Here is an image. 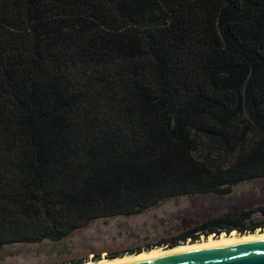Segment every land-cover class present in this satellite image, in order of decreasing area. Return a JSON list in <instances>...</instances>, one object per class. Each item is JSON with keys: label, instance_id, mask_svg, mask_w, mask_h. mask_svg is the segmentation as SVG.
Here are the masks:
<instances>
[{"label": "trees", "instance_id": "obj_1", "mask_svg": "<svg viewBox=\"0 0 264 264\" xmlns=\"http://www.w3.org/2000/svg\"><path fill=\"white\" fill-rule=\"evenodd\" d=\"M256 177L264 0H0V249Z\"/></svg>", "mask_w": 264, "mask_h": 264}, {"label": "rangeland", "instance_id": "obj_2", "mask_svg": "<svg viewBox=\"0 0 264 264\" xmlns=\"http://www.w3.org/2000/svg\"><path fill=\"white\" fill-rule=\"evenodd\" d=\"M194 156L205 159L210 166L226 167L229 164L209 145L203 146ZM224 215L229 217L214 227L220 231L217 236L225 234L221 230L232 225L240 228L264 226V177L234 185L226 196H180L162 201L135 216L97 219L60 241L7 245L0 249V264H82L157 247L170 248V243L185 236L205 239L204 231H195L204 223Z\"/></svg>", "mask_w": 264, "mask_h": 264}, {"label": "water", "instance_id": "obj_3", "mask_svg": "<svg viewBox=\"0 0 264 264\" xmlns=\"http://www.w3.org/2000/svg\"><path fill=\"white\" fill-rule=\"evenodd\" d=\"M101 264H264V236L154 253Z\"/></svg>", "mask_w": 264, "mask_h": 264}, {"label": "bare ground", "instance_id": "obj_4", "mask_svg": "<svg viewBox=\"0 0 264 264\" xmlns=\"http://www.w3.org/2000/svg\"><path fill=\"white\" fill-rule=\"evenodd\" d=\"M258 236H264V231L255 230L254 232H248V233H244V234H237L234 232H231L230 234H223L222 233L217 237H215L214 235H211L205 239L198 240L196 242L182 243V244L177 245V246L172 247V248L157 247V248L142 251L140 253H136V254H132V255H123L120 257L112 258V259L103 258V259L97 260L95 262L87 261V262H84L82 264H101V263L116 261V260H120V259L142 256V255H148V254H154V253L214 246V245H218V244H223V243H228V242H233V241H237V240H242V239H247V238H252V237H258Z\"/></svg>", "mask_w": 264, "mask_h": 264}]
</instances>
